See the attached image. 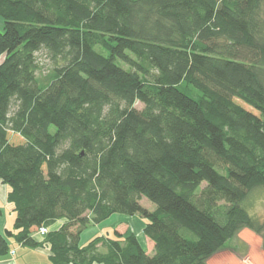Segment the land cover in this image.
<instances>
[{
    "label": "trees",
    "instance_id": "trees-1",
    "mask_svg": "<svg viewBox=\"0 0 264 264\" xmlns=\"http://www.w3.org/2000/svg\"><path fill=\"white\" fill-rule=\"evenodd\" d=\"M0 18V258L12 239L49 264H208L243 229L264 253L243 205L264 188V0H0ZM112 217L143 242L82 243Z\"/></svg>",
    "mask_w": 264,
    "mask_h": 264
},
{
    "label": "rangeland",
    "instance_id": "rangeland-1",
    "mask_svg": "<svg viewBox=\"0 0 264 264\" xmlns=\"http://www.w3.org/2000/svg\"><path fill=\"white\" fill-rule=\"evenodd\" d=\"M2 30L3 20L0 18V31ZM36 57L41 68L38 75H46L55 67V62L48 57L44 50L38 52ZM135 107L139 110L142 109V105L140 103H136ZM140 204L149 210L154 209V205L146 199H143ZM243 205L246 207L247 212L251 216L263 219L264 188H257L253 190L243 202ZM125 219L126 218L118 220L117 217H112L105 224H109L111 226L110 229H115V231L119 234H123L127 231L133 232L139 237L140 241L143 242L144 239L142 238L140 232V228L143 223L141 222V225L139 223L135 225L131 220H129L130 218ZM260 246V238L250 230L243 229L236 237L225 244V248L222 251L216 253L209 259V264H232L236 262H240V264H255L256 261H261L264 256ZM145 247L147 250L146 252L149 254L152 249V244L149 241H146ZM13 253L14 252L10 251L11 255Z\"/></svg>",
    "mask_w": 264,
    "mask_h": 264
},
{
    "label": "crops",
    "instance_id": "crops-1",
    "mask_svg": "<svg viewBox=\"0 0 264 264\" xmlns=\"http://www.w3.org/2000/svg\"><path fill=\"white\" fill-rule=\"evenodd\" d=\"M7 190L5 185L0 183V207L2 208V215L0 216V233H4L6 230L12 231L13 223H14V212L12 211V205L6 201ZM62 224L56 223L54 227H58ZM104 226V229H107L109 224H101L98 229L89 228L81 234L82 243L87 241L93 235H96L104 230H101ZM35 239L41 240V237L37 234L33 235ZM8 244L10 245V251L14 252L12 255L10 252L0 258V264H49V246L43 245L37 249H29L23 247L22 245L16 244L12 239L8 240ZM264 255V253H263ZM262 255V256H263ZM255 262V261H254ZM209 264V261H208ZM232 264H240L232 263ZM255 264H264V256L261 261H256Z\"/></svg>",
    "mask_w": 264,
    "mask_h": 264
},
{
    "label": "built area",
    "instance_id": "built-area-1",
    "mask_svg": "<svg viewBox=\"0 0 264 264\" xmlns=\"http://www.w3.org/2000/svg\"><path fill=\"white\" fill-rule=\"evenodd\" d=\"M47 232H48V230L46 228L42 227V228L39 229L37 235L44 236Z\"/></svg>",
    "mask_w": 264,
    "mask_h": 264
}]
</instances>
